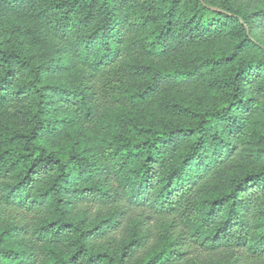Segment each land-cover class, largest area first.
Returning a JSON list of instances; mask_svg holds the SVG:
<instances>
[{"label": "trees", "instance_id": "trees-1", "mask_svg": "<svg viewBox=\"0 0 264 264\" xmlns=\"http://www.w3.org/2000/svg\"><path fill=\"white\" fill-rule=\"evenodd\" d=\"M0 264H264V0H0Z\"/></svg>", "mask_w": 264, "mask_h": 264}]
</instances>
